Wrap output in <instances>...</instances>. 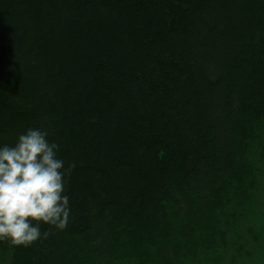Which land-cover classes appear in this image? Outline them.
<instances>
[{"label":"trees","instance_id":"1","mask_svg":"<svg viewBox=\"0 0 264 264\" xmlns=\"http://www.w3.org/2000/svg\"><path fill=\"white\" fill-rule=\"evenodd\" d=\"M30 127L69 223L6 264H264V0H0V144Z\"/></svg>","mask_w":264,"mask_h":264},{"label":"clouds","instance_id":"2","mask_svg":"<svg viewBox=\"0 0 264 264\" xmlns=\"http://www.w3.org/2000/svg\"><path fill=\"white\" fill-rule=\"evenodd\" d=\"M58 147L38 127L17 135L12 145L0 144V242L10 248L30 247L47 239L50 229L68 226L66 177L76 165H66ZM42 225L47 226L43 231ZM0 264H6L5 259L0 258Z\"/></svg>","mask_w":264,"mask_h":264}]
</instances>
